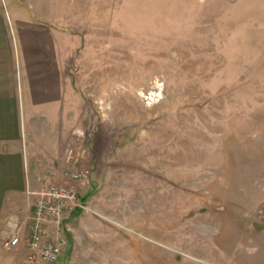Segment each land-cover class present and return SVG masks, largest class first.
I'll use <instances>...</instances> for the list:
<instances>
[{"label":"rangeland","instance_id":"obj_1","mask_svg":"<svg viewBox=\"0 0 264 264\" xmlns=\"http://www.w3.org/2000/svg\"><path fill=\"white\" fill-rule=\"evenodd\" d=\"M41 3L74 49L71 146L101 180L47 223L55 264H264V0ZM6 238L0 264H30Z\"/></svg>","mask_w":264,"mask_h":264},{"label":"crops","instance_id":"obj_2","mask_svg":"<svg viewBox=\"0 0 264 264\" xmlns=\"http://www.w3.org/2000/svg\"><path fill=\"white\" fill-rule=\"evenodd\" d=\"M57 17L52 8L43 10L41 0H0V240L18 233L16 249L24 254L32 194L64 181L90 196L101 183L97 159L81 164L83 156L71 146L77 120L68 100L75 92L65 84L74 49ZM85 166V181L63 177L64 171Z\"/></svg>","mask_w":264,"mask_h":264},{"label":"built area","instance_id":"obj_3","mask_svg":"<svg viewBox=\"0 0 264 264\" xmlns=\"http://www.w3.org/2000/svg\"><path fill=\"white\" fill-rule=\"evenodd\" d=\"M89 175L88 171L68 169L64 176L73 181L83 182ZM77 208H85L79 199V193L71 184L46 185L38 194L33 205V213L30 218V235L27 241V261L30 264L44 263L55 264L63 252L66 240L59 237L56 242L47 240L49 230L47 223H55L57 232L62 225L64 216L72 214ZM21 244L19 234L6 239L4 248L14 250Z\"/></svg>","mask_w":264,"mask_h":264}]
</instances>
